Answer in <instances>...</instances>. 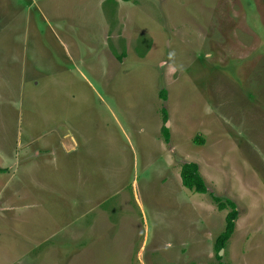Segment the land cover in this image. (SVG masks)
Listing matches in <instances>:
<instances>
[{
  "label": "rangeland",
  "instance_id": "obj_1",
  "mask_svg": "<svg viewBox=\"0 0 264 264\" xmlns=\"http://www.w3.org/2000/svg\"><path fill=\"white\" fill-rule=\"evenodd\" d=\"M0 167V264H264V0H0Z\"/></svg>",
  "mask_w": 264,
  "mask_h": 264
},
{
  "label": "trees",
  "instance_id": "obj_2",
  "mask_svg": "<svg viewBox=\"0 0 264 264\" xmlns=\"http://www.w3.org/2000/svg\"><path fill=\"white\" fill-rule=\"evenodd\" d=\"M160 96L162 98H166V89L162 88L160 90ZM162 111L164 114V119H167L166 108L162 106ZM162 131L164 134V138L168 140L169 138V129L168 127L163 124ZM0 171H4L0 167ZM180 177L181 182L184 186L198 192H206L207 191V184L199 171L198 164L195 161H185L181 164L180 167ZM214 200H216L218 206L220 208L224 206H229L230 210L226 214L225 218V226L224 229L217 235L216 237V246L219 248L223 247L227 239L230 237L231 233L234 230L235 218L237 216V209L235 202L230 198H222L218 195L212 193ZM217 257L220 258L219 252L216 253ZM218 264H227L225 261L219 260Z\"/></svg>",
  "mask_w": 264,
  "mask_h": 264
},
{
  "label": "clouds",
  "instance_id": "obj_3",
  "mask_svg": "<svg viewBox=\"0 0 264 264\" xmlns=\"http://www.w3.org/2000/svg\"><path fill=\"white\" fill-rule=\"evenodd\" d=\"M174 55H175L174 52H170V53H169V57H170V58L174 57Z\"/></svg>",
  "mask_w": 264,
  "mask_h": 264
}]
</instances>
